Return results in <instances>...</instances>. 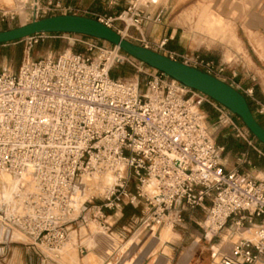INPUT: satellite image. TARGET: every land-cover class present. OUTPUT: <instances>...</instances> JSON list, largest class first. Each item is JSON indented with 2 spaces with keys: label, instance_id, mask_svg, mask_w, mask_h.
Segmentation results:
<instances>
[{
  "label": "built area",
  "instance_id": "built-area-1",
  "mask_svg": "<svg viewBox=\"0 0 264 264\" xmlns=\"http://www.w3.org/2000/svg\"><path fill=\"white\" fill-rule=\"evenodd\" d=\"M32 7L35 19L40 12L75 11L51 2L41 7L37 0ZM133 9L118 19L130 15L137 28L142 19ZM96 21L109 28L114 22L104 17ZM70 35L61 37L83 45L85 54L28 59L16 73L0 72V172L23 183L33 175L35 184L22 212L9 215L0 207L2 224L28 237L33 245L56 253L68 241L74 222L82 220L84 227L88 221L96 222L105 231V212L143 205L148 211L143 222L178 227L184 222L183 213L202 207L211 193L203 228L206 237L209 231L217 234L231 219L236 227L264 222V181L224 170L222 149L211 140L199 110L208 103L224 118L223 106L152 68L143 89L138 83L113 79L111 70L124 61L140 64L139 72L144 64L117 47ZM39 38L25 39L29 49ZM166 57L176 62L181 58L183 64L215 78L221 73L212 61L198 56L168 53ZM108 170L117 181L103 195V203L96 206L89 201V208L86 202L73 207L71 197L82 178ZM123 170L132 172L137 182L133 191L127 190L129 177ZM150 181L153 186L148 188ZM208 220L215 229L206 226ZM259 236L260 244L235 243L220 257V264H257L264 248L263 226Z\"/></svg>",
  "mask_w": 264,
  "mask_h": 264
},
{
  "label": "rangeland",
  "instance_id": "rangeland-1",
  "mask_svg": "<svg viewBox=\"0 0 264 264\" xmlns=\"http://www.w3.org/2000/svg\"><path fill=\"white\" fill-rule=\"evenodd\" d=\"M166 1H169L168 7L166 9L167 10L166 19L167 22L169 23H171L172 15H173L172 13L173 9L170 5L172 1L179 2L180 4L179 10H181L180 14H182L184 17L186 14L189 15V13L193 11L195 7L199 6L202 3H209L211 5L212 10L222 15L225 19H228L229 16L231 18L235 17L234 12H231V14L226 15L228 9L226 5V0H166ZM33 3H34L33 0H0V32L12 30L30 24L33 21H39L50 17L63 16L66 14L70 15L73 13L77 15L79 14L81 15V12H78L77 9H75V11L71 12L70 14L64 13V11H55V12L50 11L46 13L40 12L38 18L35 19L33 16L34 13L32 7ZM140 3L141 1L139 2V4ZM189 4L193 6L189 8L188 7ZM133 8L135 9V11L139 12L138 9L132 7V9ZM127 10L128 9H125V12H127ZM157 10H158L157 7H153L149 9V13L153 15ZM200 11L201 10L197 11V22H198V14ZM77 15H73V16H77ZM130 18H131L130 15L124 14L122 20L120 19L114 20V22L111 24L110 29L115 31L120 36L123 35V39L140 47L144 46V43L141 42L142 40L141 38L144 37L145 42L148 46L147 49L159 53L163 56H166L164 55L166 51L165 47H163L162 49L159 48L162 41L158 44L152 45L149 43L150 41L147 39V37L143 35L142 33L143 24L146 22V19H143L142 15L140 14V19H142V22L136 28L132 25V21L130 20ZM197 22L195 24V31L197 35L205 36L207 34L208 35L211 34L210 32L200 31L197 26ZM219 25L220 24H218L217 26ZM171 26H173L174 28L179 27L180 28L179 32L183 33V35L185 36V40H184L185 46L182 49L176 51L177 55L184 57L198 56L200 59L210 61L209 59L218 60L220 58L219 56L220 51L225 52V50L228 49V47L226 46H217L213 49L214 51L206 50L204 48H198L196 45L191 44L190 39L187 36L188 25H186L185 23H176V24L171 23ZM37 36H41V38L37 39V43L32 42L30 49H29L30 47L29 41L25 39L19 41L16 44L10 43L6 45H0V72L16 73L20 69L22 63L28 59L30 61H36L48 56H51L56 59L64 53L72 52V53L85 54L86 52L83 45L79 43H74L66 38H62L61 37L62 34H38ZM70 37L72 38V34L70 35ZM82 39L87 40V39H95V38L83 36ZM95 40L98 41V44L100 46H104L106 48H111V49L115 47L114 45L108 42L101 41L98 39ZM196 41L198 42V39ZM232 52L234 53L235 50ZM233 57L234 59H236L235 56ZM177 62L182 63L183 61L181 58H179ZM139 65L140 64H135V63L131 64L127 61H124L123 64L118 65L112 69L113 70L112 77L119 76V78L117 79L130 84L138 83L141 89H143L144 84L150 79L149 74L151 70L148 69L150 67L144 65L142 66L143 72H139ZM206 104L207 103L201 104L199 106V110L202 112L203 118L207 123L210 138L214 144H218V142L222 139L221 138L222 135L230 134L233 136L236 135L239 136L237 130H239L244 136L247 135L253 137L252 134L244 126L241 119L236 115L232 114L226 108L222 110V113L224 114V118H221L220 117L221 114L219 113H218L219 115L215 114L213 116H210V118H208V115L205 114L203 111V108ZM219 107L222 106L220 105ZM219 117L220 119H218ZM1 174L2 173L0 172V187H1L0 207H4L6 214L9 215L13 213L22 212L23 210L22 207L25 197L24 192H26V190L24 188H21L20 184L18 182H15L13 178H10L9 180L10 182L12 181L13 183H15L16 186L18 185V187H16L17 189H15L14 192H11L10 185H7L8 183L1 181L3 180ZM122 174L126 177H129L127 190L133 191L134 187L137 185V182L134 179L132 172L130 171L127 172L123 170ZM80 179L81 178H79V181ZM82 181L83 178L81 182L74 188L72 194L73 197H71L72 198L71 204H73V207H75L74 203L76 200L75 189L77 187L80 188ZM1 193L4 194L1 195ZM104 194L105 192L102 193L100 192V190L97 191L96 189L95 193L84 201L86 202L85 207L86 208L90 207L91 204H88L89 201H91L92 205H96V206L101 205L103 203ZM212 196L213 195L211 193V196L205 200V203L203 204L202 207L189 209L185 211L182 216L184 222L181 226L171 227L172 232L177 235L176 236L177 238L173 243H171L170 245L171 247L168 249V254L164 255L167 256L166 259L171 260L172 262L171 264H175L176 261L179 260L180 258L181 260L186 261L187 260L186 256L191 258L189 264H220V262L217 259L213 263L212 254L214 253V255L216 256L220 253L228 254L232 249L234 244L227 242L226 236H228L229 239L232 240L236 235L235 229L237 227L233 225V219L229 220L228 223L225 225V227H223V229L220 230L217 234L212 236L211 239L207 238L203 231L204 222L206 220V210L211 205ZM141 206L144 207L143 205ZM114 214L115 212H105V215L107 216L106 223L108 224L113 223L115 217L110 219L109 216H113ZM83 216H84L83 218L86 217L85 214H83ZM88 217L89 216H87V218ZM141 217L143 219L146 218V216H144L143 214ZM121 221L122 220H120L116 225V227H118L117 232L121 236L120 241L117 240L116 243L114 242L116 245V250L114 251L115 249L114 245L109 241H107L104 245L103 250H101L102 258H100V256L99 257H95L93 255L89 256L91 249L96 251L98 250L95 237L91 239L92 242L86 240L89 238V236L96 233L95 232L96 230L94 231L92 227L95 228L94 226H96L97 231H104V229L101 228L102 226H100L96 222L88 221L89 222L88 226H86L85 228L87 230L86 231L87 233L85 232V236L82 237L80 231V236H78V239H77L78 234L77 232H75V230H78L77 229L78 226L82 230L83 229L82 227L84 226L82 225V220L74 222L69 237L71 233L73 232L76 233L75 248L73 247V242H71V239L68 237L70 240V242L68 240L69 242L68 245H65L63 248L61 247V249L58 250L56 253L48 252L43 247H39L38 245H33L32 241L28 237L22 235L19 231H16L15 229L13 230L9 229L6 225L0 222V264H98L99 262L101 264L103 260L107 259L110 253L113 251L114 252L112 256L110 255V258L107 259L108 261L105 260L102 264H110L111 262L118 260H119L118 262H124L126 258L128 259L126 255L128 256V254L132 251H130L129 248L125 249V245L129 241L128 236H130V234L124 229H122V226L125 227L126 223L124 221L122 222ZM255 222L256 221H252V224H254ZM257 222L259 221L257 220ZM250 226L251 224L248 225V223L245 222L243 223L242 226H239V228L246 229L249 228ZM163 228L170 230L169 228L161 225L158 228H156L155 235L158 236ZM136 231L131 230L132 234H134V232ZM148 231H150V229H146L143 234H146V232ZM170 236L172 237L171 233ZM71 237H73V235ZM123 259L125 260L123 261ZM153 259L154 258L152 257L150 261ZM117 263H111V264H117ZM164 263L167 264V261H165Z\"/></svg>",
  "mask_w": 264,
  "mask_h": 264
},
{
  "label": "crops",
  "instance_id": "crops-1",
  "mask_svg": "<svg viewBox=\"0 0 264 264\" xmlns=\"http://www.w3.org/2000/svg\"><path fill=\"white\" fill-rule=\"evenodd\" d=\"M140 1L142 5L141 3L139 4ZM37 2L41 7H45L48 2H51L64 9H77L78 12H81V15H70L83 16L93 20H97L99 17L115 20L125 12V9L135 7L143 19H146L142 33L150 41L149 43L155 45L161 41H166L164 55L177 53L176 51L185 46V36L179 32L180 28L171 26V23H185L188 25L187 36L192 45L211 51H214L213 49L217 46L228 47L225 52L220 51L218 60L209 59L214 63L216 69L221 70V73L216 78L234 88L245 98L256 121L264 128V0H226L228 8L226 15L231 14V12L235 14V17L231 18L229 16L228 19L214 12L209 3L200 4L189 15L186 14L184 17L180 14L179 2L172 1L170 4L173 9L171 23L167 22L166 19V9L169 3L166 0H37ZM192 6L189 4L188 7ZM153 7H157L158 10L151 15L149 9ZM198 10L201 11L198 14L197 22ZM213 18L218 19L219 26L211 24V22L214 23ZM196 22L200 31L210 32L211 34L205 36L197 35L195 31ZM197 39L198 42L196 41ZM234 50L235 52L233 53L232 51ZM261 110H263V113H261ZM203 111L208 115V118L215 114H220H218L213 105L208 103L204 106ZM221 138L218 144L215 145L220 150L222 149L220 159L224 170L242 174L254 181H264V145L247 135L242 138L237 135L226 134L222 135ZM147 212V209L142 206L137 208L124 206L120 211L115 212L113 216H109L110 219L115 217L113 223H107V228L103 233L93 229L96 233L86 239L92 242L91 239L95 237L98 247L97 251L91 249L89 256H100L102 258L101 250H103L107 241L112 243L115 247L114 251L116 250L115 243L117 240L120 241L121 238L117 232L118 227L116 225L122 220L126 223L125 227L122 226V229L130 234L128 236L129 241L125 242V249L129 248L132 252L128 256L125 254L128 259H123V261L125 260L124 262H118V260L111 263L164 264L167 261V264H171V260L166 259L167 256L164 255L168 254V249L171 247V243L176 240L177 235L171 229L163 228L159 235L156 236V228L160 225L143 222L144 219L141 216L142 214L147 216ZM254 221L256 222L254 224L251 223L249 228L239 229L232 240L226 236L227 242L235 244L241 240L250 239L249 241H251L252 235L249 232L252 230L259 232V227H264V222ZM82 228L81 230L78 226V230H75L78 234L77 239L80 236V231L81 236H85L86 227ZM146 229H150V231L143 234ZM131 230L137 231L132 234ZM75 232L72 233L73 237H71L74 248L76 243ZM113 252L110 253L111 256ZM222 254L226 255V253ZM110 255L107 259L110 258ZM152 257L154 259L150 261ZM186 257V261L180 258L175 264H189L191 258ZM212 259L213 263L216 259L219 261L218 255H214ZM257 264H264V248Z\"/></svg>",
  "mask_w": 264,
  "mask_h": 264
},
{
  "label": "water",
  "instance_id": "water-1",
  "mask_svg": "<svg viewBox=\"0 0 264 264\" xmlns=\"http://www.w3.org/2000/svg\"><path fill=\"white\" fill-rule=\"evenodd\" d=\"M38 34H76L108 42L142 64L206 95L228 109L239 117L252 136L264 145V128L256 121L245 98L234 88L200 70L134 45L109 27L93 19L63 15L33 21L30 24L0 32V45L22 41ZM171 162L179 166L178 161L172 159Z\"/></svg>",
  "mask_w": 264,
  "mask_h": 264
},
{
  "label": "bare ground",
  "instance_id": "bare-ground-1",
  "mask_svg": "<svg viewBox=\"0 0 264 264\" xmlns=\"http://www.w3.org/2000/svg\"><path fill=\"white\" fill-rule=\"evenodd\" d=\"M214 20V23H212L211 22V24H215L216 26L219 24L218 22V19L216 18H213ZM127 21H129V20H127ZM205 22V21H204ZM122 38H123V35L121 36ZM118 48V47H117ZM119 49V48H118ZM123 168H122V166H118L117 167V170H119V172H121V170H122ZM1 175H2V177H3V180H1L2 182H6V183H8L7 185H10V189H11V192H14V190L15 189H17L16 187H18V185L16 186L15 185V183H13L12 181L10 182L9 180H10V178H12V177H10L9 176V174L8 173H6V172H3V171H1ZM6 174V175H5ZM119 174V176L121 175V173H118ZM33 175H31V176H29V177H27L26 178V182L25 183H21L20 181H17V180H15V182H18L19 184H20V187L21 188H24L25 190H26V192H24L25 193V197H24V200L26 199V195H27V193H29V192H32V191H34L35 190V184H34V182H33ZM27 179H28V181H27ZM116 176L113 174V172L112 171H110V170H108V171H106V172H103V173H96V174H93V175H91V176H89V177H86V176H84L83 177V181H82V183H81V185H80V188L79 187H77L76 189H75V197H76V200H75V203H74V205H75V208H79V206H81V204L85 201V200H87L91 195H93L94 193H95V191H96V189H97V191L98 190H100V192H102V193H104L105 192V194H106V192L116 183ZM5 183V184H6ZM4 184V185H5ZM6 185V186H7ZM2 186V185H1ZM153 186V182L152 181H150L149 182V184H148V188H150V187H152ZM1 188V187H0ZM5 188V187H4ZM9 188V187H8ZM9 190V189H8ZM5 191V190H4ZM10 191V190H9ZM7 192V191H6ZM4 194V193H3ZM2 193H1V195H3ZM7 194V193H6ZM104 194V195H105ZM8 195V194H7ZM6 195V196H7ZM10 196V195H9ZM72 197H73V195H72ZM6 198V197H5ZM71 200H72V198H71ZM2 201V200H1ZM6 202H7V200H6ZM24 203V202H23ZM7 205V204H6ZM72 206H73V204H71ZM210 224H212V226H213V228H214V224L211 222V220H208L207 222H206V226L207 225H210ZM95 228H93L92 227V229H95L96 231H97V229H96V226H94ZM164 227H167V228H169V229H172L168 224H166V225H164ZM215 229V228H214ZM213 229V230H214ZM239 229H244V228H239V227H237L236 229H235V231L237 232ZM98 232H102L103 233V231H98ZM251 235H252V238H251V241L253 242V243H255V244H260V243H262V240H261V238H260V236H259V232L258 231H254V230H252V231H250L249 232ZM212 232H208V235H207V238H212ZM248 234V233H247ZM71 235H72V233H71ZM71 235H70V239H71ZM230 235V234H229ZM246 236V235H245ZM250 236V235H249ZM239 237V236H238ZM69 238H68V240H69ZM247 238H248V236H247ZM249 239V238H248ZM250 240V239H249ZM69 242H70V240H69ZM68 241H67V243H65L63 246H62V248L65 246V245H68V243H69ZM69 247V246H68ZM72 249V248H71ZM62 251V250H61ZM60 251V252H61ZM221 256H223V254L222 253H220V254H218V259H219V262H220V257ZM163 263V262H162ZM182 263V262H181ZM165 264V263H164ZM183 264V263H182ZM187 264V263H186Z\"/></svg>",
  "mask_w": 264,
  "mask_h": 264
},
{
  "label": "trees",
  "instance_id": "trees-1",
  "mask_svg": "<svg viewBox=\"0 0 264 264\" xmlns=\"http://www.w3.org/2000/svg\"><path fill=\"white\" fill-rule=\"evenodd\" d=\"M19 41H17V42H13V43H18ZM4 45H6V44H4ZM112 72H113V70H111V72H110V76H111V78H113V79H117V78H119V76L118 77H112Z\"/></svg>",
  "mask_w": 264,
  "mask_h": 264
}]
</instances>
